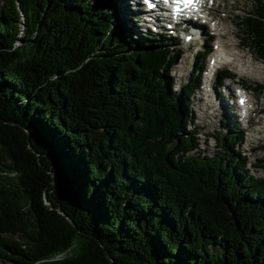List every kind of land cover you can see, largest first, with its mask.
Here are the masks:
<instances>
[{
	"label": "trees",
	"instance_id": "trees-1",
	"mask_svg": "<svg viewBox=\"0 0 264 264\" xmlns=\"http://www.w3.org/2000/svg\"><path fill=\"white\" fill-rule=\"evenodd\" d=\"M252 10L238 25L264 63V0ZM118 12L0 0V261L264 264V177L235 151L239 129L196 154L178 40L138 36Z\"/></svg>",
	"mask_w": 264,
	"mask_h": 264
},
{
	"label": "rangeland",
	"instance_id": "rangeland-1",
	"mask_svg": "<svg viewBox=\"0 0 264 264\" xmlns=\"http://www.w3.org/2000/svg\"><path fill=\"white\" fill-rule=\"evenodd\" d=\"M209 6H211L210 3ZM212 8H214V10L210 11L211 20L208 21L209 25H207L204 35L199 38L197 37L190 42H179L180 45L174 48L179 51V55L181 56L179 64L174 66L171 73V76L176 83L175 90L180 91L181 86L187 85L191 81L196 82L195 86L201 85L202 88L204 87L207 80L206 73H204V71L209 67L212 55L217 53L216 51L218 50L216 47L220 42L224 43L229 56L235 57V53L244 54L247 56L249 55L248 57H251L253 64L262 68L261 72H254L252 69H250L252 66H248L250 67L249 71L253 72L249 75L246 74L247 68H243L241 66L234 68L228 65L227 67H223L222 70L229 71L235 75L236 82L242 84L250 91V100L255 104L252 108L254 112L252 114L253 117L250 120L249 126L246 124V122L240 125V136L244 138V141L243 145L235 148V151L241 152L243 158L247 159L248 168L251 175L256 178H263L264 89L259 91L256 90H258L259 86L264 87V66L261 65L262 62L257 61V56L249 47V42L245 39V36L242 34V31L238 25L245 13H250L253 11V0H217L214 2ZM131 10L133 9L129 8L130 15ZM121 11L122 10H120L118 13L128 21V26L132 27L135 32L136 26H133V23L138 21L136 19L134 22L133 20L131 21V18L126 16ZM140 22H142V20ZM140 22H138L139 25H141ZM215 24H218L220 28H224L225 30L224 32L226 35L225 37H222V39H219L215 36V34L219 33L213 30V28L215 29ZM201 30H203L202 27ZM136 33L138 36H142L145 31L138 32L137 30ZM199 35H201V33ZM135 38H137L136 35ZM238 44L240 49L237 48ZM207 53L211 54L206 56ZM240 70L245 71L243 72L244 74L240 73ZM259 75L260 77L254 78L255 76ZM200 77L201 79L198 80ZM195 86L193 85L191 88V90L194 91L193 93L191 92V109L195 115L196 133L200 138V149L196 154L214 157L219 147L217 141L213 137H222L223 135L231 132L230 118L234 115L230 114L225 108L224 110H220L215 107V104H218L220 101L224 103L223 93L221 94L222 96L218 98V100H215L214 96H212L211 99H208L206 92L201 89L198 90L195 88ZM231 104L232 102H230V104H226V107H231ZM191 129H194V126H191ZM78 248L79 246L76 245L74 249L67 255L76 253ZM0 264L7 263L0 261Z\"/></svg>",
	"mask_w": 264,
	"mask_h": 264
},
{
	"label": "bare ground",
	"instance_id": "bare-ground-1",
	"mask_svg": "<svg viewBox=\"0 0 264 264\" xmlns=\"http://www.w3.org/2000/svg\"><path fill=\"white\" fill-rule=\"evenodd\" d=\"M129 8H131V9H133V10H131V15H130V13H129ZM122 9L124 10V13H125V15L126 16H128V17H135L136 18V20L138 21V22H140L141 21V19H140V17L142 16V13L143 12H141V8L139 7V6H136V5H131V6H129V5H126V6H124V7H122ZM122 9H120V10H122ZM122 10V11H123ZM216 10V9H215ZM152 13V12H151ZM154 15V17H152V18H150L151 16H149V20L145 23V24H149L150 26H152L154 29H156L157 28V25L156 24H158L160 21H163L160 17H158V15H156V14H153ZM124 18V17H123ZM127 18V17H126ZM140 28L141 29H143L144 27H146L145 25H143L142 24V22H140ZM187 27H191L190 25H188ZM195 27V26H194ZM189 30H191V31H195L194 33H192L191 34V39H195V37L200 33V31L199 30H197L196 28H189ZM215 31H217V32H219V36H221L222 35V37H225V30H224V28H220L219 26H217V25H215ZM219 39H222V38H219ZM223 41V40H222ZM236 43V42H235ZM230 45V44H229ZM233 45V44H232ZM236 45V44H235ZM228 46V45H227ZM217 47H218V51H217V53L212 57V60H211V63H212V65L213 66H225V65H230V66H232V67H236V66H239V65H241V67H246L247 68V71H246V74L247 75H249V74H252L253 72H250L249 71V68L250 69H252L254 72H261V70H262V68L261 67H259V66H257V65H254L253 64V62L251 61V57H248L247 55H244V54H239V53H235L236 54V56L234 57V56H229L228 55V53H227V50H226V48H225V46H224V43H218L217 44ZM234 47V46H233ZM237 48H239L240 49V47H239V44L237 45ZM228 52H230V51H228ZM232 53H233V51H232ZM233 55V54H232ZM251 63V64H250ZM248 64H250V65H248ZM243 65V66H242ZM261 65H263L264 66V64H262L261 63ZM248 66H250V67H248ZM243 72H245V71H241L240 70V73H242V74H244ZM260 74H262V73H260ZM257 77H260V75L259 76H255L254 78H257ZM261 79V78H260ZM215 107L216 108H218V109H220V110H224V108L225 109H227L228 107H226V105L223 103V102H218V104H216L215 105ZM237 125H239V124H237ZM234 127H236V124H235V126ZM231 173V172H230Z\"/></svg>",
	"mask_w": 264,
	"mask_h": 264
},
{
	"label": "water",
	"instance_id": "water-1",
	"mask_svg": "<svg viewBox=\"0 0 264 264\" xmlns=\"http://www.w3.org/2000/svg\"><path fill=\"white\" fill-rule=\"evenodd\" d=\"M29 141H30V135H29ZM30 149L31 150H33L32 149V147H30ZM53 175V184H56V180H55V175L54 174H52ZM46 205L50 208V209H54L52 206H50L49 205V203H47L46 202ZM58 212L60 213V214H63L64 215V212L62 211V210H58ZM70 222H72V220H70L69 218H67ZM73 223V222H72ZM107 257H108V259L110 260V262H111V264H116L113 260H112V258H111V256L107 253Z\"/></svg>",
	"mask_w": 264,
	"mask_h": 264
},
{
	"label": "snow or ice",
	"instance_id": "snow-or-ice-1",
	"mask_svg": "<svg viewBox=\"0 0 264 264\" xmlns=\"http://www.w3.org/2000/svg\"><path fill=\"white\" fill-rule=\"evenodd\" d=\"M193 2H194V0H185V3H187L189 5L193 4Z\"/></svg>",
	"mask_w": 264,
	"mask_h": 264
}]
</instances>
